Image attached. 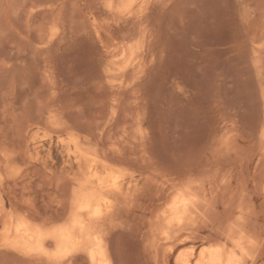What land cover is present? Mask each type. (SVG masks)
Segmentation results:
<instances>
[{"label": "rangeland", "instance_id": "rangeland-1", "mask_svg": "<svg viewBox=\"0 0 264 264\" xmlns=\"http://www.w3.org/2000/svg\"><path fill=\"white\" fill-rule=\"evenodd\" d=\"M21 220L74 242L21 248ZM215 248L264 264V0H0V264Z\"/></svg>", "mask_w": 264, "mask_h": 264}, {"label": "bare ground", "instance_id": "bare-ground-1", "mask_svg": "<svg viewBox=\"0 0 264 264\" xmlns=\"http://www.w3.org/2000/svg\"><path fill=\"white\" fill-rule=\"evenodd\" d=\"M94 137V136H93ZM80 141V140H79ZM87 141V140H86ZM97 176V175H96ZM113 187V186H112ZM185 191V190H184ZM87 192H85V194H81L79 195V201L81 202L79 205H78V208H77V213L80 214V216L76 217L74 220H73V223H72V227L71 229H79L82 233H85L87 234L86 232H88L89 230V225L86 224L83 220V217L82 215L83 214H86L87 217L89 216L91 218H98L99 214H100V210L98 207H96L94 204H93V201H95V196L93 197V194H86ZM188 193V192H187ZM189 194V193H188ZM200 197V196H199ZM100 198V196H99ZM188 198V197H187ZM198 198V197H197ZM97 197H96V201H97ZM175 199V198H174ZM172 199V201L176 202V200ZM192 199V198H191ZM75 200V199H74ZM99 200V199H98ZM102 200H104V198H102ZM96 201H95V204H96ZM107 201V200H106ZM188 201V200H187ZM187 201L185 200H182L180 202V204H175L173 206V210H179L180 208L183 210L186 206H187ZM196 201V200H195ZM102 202V201H101ZM104 203V201L102 202ZM172 204V203H170ZM169 204V205H170ZM108 206L109 203H108ZM189 206V205H188ZM170 207V206H169ZM168 207V209H169ZM104 208V207H103ZM107 210V208H106ZM172 210V211H173ZM191 210V209H190ZM108 211V210H107ZM187 211V210H186ZM109 212H110V209H109ZM113 212V211H112ZM111 212V213H112ZM117 212V211H116ZM177 213V212H176ZM114 215V213H113ZM178 215V214H177ZM184 215V214H183ZM204 215V214H203ZM175 216V215H174ZM173 216V217H174ZM177 217V216H176ZM100 218V217H99ZM184 218V217H182ZM186 218V217H185ZM24 219V218H22ZM88 219V218H87ZM173 219V218H172ZM175 219V217H174ZM93 219H91L92 221ZM172 222V221H171ZM180 223V222H179ZM178 229V228H177ZM180 230V229H179ZM9 231V229H8ZM72 230L70 229H64V230H59V232H53L52 230V233L50 234V236H47L44 232L40 231V230H32L30 225L27 224L25 221H20V223L18 224L17 228H16V232L17 233V238H18V243H19V247L21 248H27V247H31L33 251H35L37 254H40V255H43L45 253V249H44V242L46 240L47 237H49L50 239L54 240L55 242H57L60 246H65L67 245L68 243H72L74 242V238L72 236V233H71ZM92 231V229H91ZM177 233V232H176ZM178 234V233H177ZM95 236V235H94ZM93 236V237H94ZM105 236V235H103ZM177 236V235H176ZM89 237H92V236H89ZM88 238V236H87ZM101 239V238H100ZM16 240V239H15ZM13 240V241H15ZM48 240V239H47ZM89 240V238H88ZM93 240V238H92ZM203 240V239H202ZM75 242H76V239H75ZM91 242V241H90ZM89 242V243H90ZM98 242V241H97ZM17 243V242H16ZM78 243V241L76 242ZM93 243V242H92ZM99 244V243H97ZM241 244V243H240ZM18 245V244H17ZM70 245V244H69ZM87 245V244H85ZM91 245V244H90ZM96 245V244H95ZM165 245V244H164ZM56 246V244H55ZM72 246V245H71ZM70 246V248H71ZM76 246V245H75ZM89 246V245H87ZM94 246V245H93ZM99 246V245H97ZM18 248V247H16ZM30 248V249H31ZM62 248V247H61ZM74 248V247H73ZM76 248V247H75ZM88 249L90 247H87ZM92 248V247H91ZM95 248V247H94ZM97 248V247H96ZM212 248V247H211ZM67 249V248H65ZM87 249V250H88ZM220 248H215L213 250H209L208 252V264H229L231 260L233 259H224L222 257V251L219 250ZM96 250V249H94ZM99 250V249H98ZM203 250V249H202ZM243 250V249H242ZM28 251V250H27ZM66 251V250H65ZM85 251V250H84ZM90 253H89V259H90V262L91 264H94L95 263V260H96V256H95V252L94 251H91L89 250ZM58 252V251H57ZM97 252V251H96ZM200 252V251H199ZM79 253V252H78ZM85 253V252H84ZM202 253V252H201ZM229 253V252H228ZM233 253V252H232ZM242 253V252H241ZM35 254V253H34ZM86 254V253H85ZM205 254V252H204ZM207 254V253H206ZM46 255V254H45ZM179 255V253H178ZM233 255V254H232ZM236 255V254H235ZM47 257V256H46ZM205 257V256H204ZM203 257V259H204ZM234 257V256H233ZM236 257V256H235ZM183 258V257H182ZM226 258V257H225ZM229 258V257H228ZM88 259V260H89ZM201 259V258H200ZM43 261V260H42ZM207 261V260H206ZM235 261V260H234ZM187 262V261H186ZM204 262V261H203ZM201 261V263H203ZM236 262H240L237 258V261ZM98 263V262H97ZM180 263V262H179ZM197 264V263H196ZM238 264V263H237Z\"/></svg>", "mask_w": 264, "mask_h": 264}]
</instances>
